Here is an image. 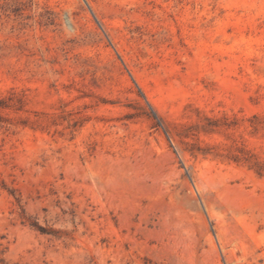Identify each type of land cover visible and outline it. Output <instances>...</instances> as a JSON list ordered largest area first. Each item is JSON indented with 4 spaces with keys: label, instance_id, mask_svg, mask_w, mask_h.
I'll return each instance as SVG.
<instances>
[{
    "label": "rangeland",
    "instance_id": "rangeland-1",
    "mask_svg": "<svg viewBox=\"0 0 264 264\" xmlns=\"http://www.w3.org/2000/svg\"><path fill=\"white\" fill-rule=\"evenodd\" d=\"M0 264H264V0H0Z\"/></svg>",
    "mask_w": 264,
    "mask_h": 264
}]
</instances>
